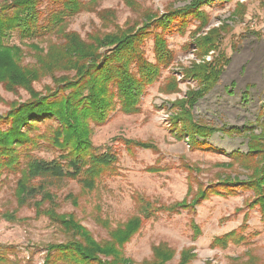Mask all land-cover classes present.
<instances>
[{
    "label": "rangeland",
    "instance_id": "rangeland-1",
    "mask_svg": "<svg viewBox=\"0 0 264 264\" xmlns=\"http://www.w3.org/2000/svg\"><path fill=\"white\" fill-rule=\"evenodd\" d=\"M5 1L0 0V6ZM192 1L132 0L133 7H128L122 0H81L85 8L66 20L65 32L75 33L87 41L91 35L125 31L128 27L140 29L145 15L161 17ZM204 2L200 8L204 20L188 16L183 31L177 32L172 27L164 33L173 62L146 88L137 114L128 116L116 110L103 126H92L91 140L97 152L116 153L115 172L103 176L91 192L81 191L76 181L67 179L47 184V190L56 199L55 212L73 216L98 242L108 240L112 230L137 216L143 201L151 209L162 208L144 220L138 233L123 247L125 258L133 264L150 261L153 248L159 244L174 252L167 264H178L184 249H192L195 254L189 264H264V222L259 207L250 208L254 199L252 191L238 188L233 196H211L193 211H166L184 199L190 202L198 189L229 179L247 181L260 160L254 156L232 159L234 153L243 157L248 152L250 133L258 136L264 131V91L252 89L254 86L241 80L234 81L228 66L232 60H242L243 47L264 36V0ZM236 4L239 9L235 11ZM42 10L40 23L45 25L51 8L42 6ZM148 26L146 32L150 33L144 39L142 50L145 58L153 63V34L160 29H155L152 22ZM211 30L219 33L215 40L217 50L201 58L195 41ZM5 42L20 46L22 65L33 67L36 62L31 44L46 51L48 45H60L63 39L60 34L52 33L20 43L17 33H12ZM226 59L229 62L223 66ZM202 61L218 63L223 72L218 82L197 99L191 115L196 123L223 131L213 133L207 140L197 137L200 146L190 148L187 136H175L178 111L174 104L199 89L198 83L184 77L183 71ZM239 74L242 79L243 70ZM61 75L56 73L55 77ZM173 82L176 90L171 92ZM32 88L44 96L54 89V84L51 77L45 76L34 82ZM28 98L24 90L11 93L0 86V116ZM0 127L6 129L1 123ZM43 130L41 125L37 132ZM124 140L152 144L154 148L129 150ZM33 156L49 161L57 153L42 147ZM18 179V174L6 172L0 179V255L6 258L4 264H45L48 246L70 241L72 236L62 232L47 217L36 214L33 203L40 197L18 206L15 197ZM68 196L75 198V205ZM48 209V203L41 207V210ZM192 224L200 234L196 235ZM233 231L245 240L229 242L226 247L213 246L215 238Z\"/></svg>",
    "mask_w": 264,
    "mask_h": 264
},
{
    "label": "trees",
    "instance_id": "trees-1",
    "mask_svg": "<svg viewBox=\"0 0 264 264\" xmlns=\"http://www.w3.org/2000/svg\"><path fill=\"white\" fill-rule=\"evenodd\" d=\"M122 1L128 7L134 5L132 0ZM204 3V0H193L188 6L161 17L149 13L140 29L128 27L125 31L118 29L115 33L91 35L87 41L75 33L65 32L66 20L84 10L81 0H6L0 6V86L11 93L24 90L29 96L0 116V123L6 126V129L0 127V179L5 172L18 174L15 190L18 206L40 197L33 203L36 214L47 217L62 232L72 236L70 241L48 246L45 264H133L125 258L123 247L138 233L144 220L162 208L151 209V205L143 201L137 216L112 230L108 240L98 242L73 216L55 212L56 199L47 190V184L67 179L76 181L81 191L91 192L103 176L115 172L117 155L109 150L97 152L91 140L92 126H103L116 110L128 116L137 114L146 88L158 80L162 69L172 65L173 54L168 50L164 33L172 27L177 32L183 31L188 16L204 20L200 11ZM42 6L51 8L45 25L40 23ZM236 9H239L237 4ZM151 22L155 23V29H160L153 34V63L145 58L142 50ZM12 33H17L20 43L58 33L63 43L48 45L46 51L31 44L36 63L33 67H24L21 47L5 42ZM218 34L217 30H211L197 38L195 42L201 58L217 50ZM228 62L226 59L223 66ZM183 72L184 77L198 83L199 89L174 104L178 111L174 122L175 136L184 134L189 139V147L194 148L200 146L197 137L207 140L213 133L223 131L196 123L191 115L197 99L218 82L223 68L214 61H202ZM56 73L63 75L57 78ZM45 76L51 77L54 89L43 96L33 90L32 84ZM175 90L173 82L171 92ZM177 124L181 126L178 128ZM41 125L44 130L38 133ZM249 137L248 152L243 157L232 154V159L250 156L260 159L247 181L229 179L198 189L190 202L184 199L166 211H193L211 196H233L238 188H242L252 191L254 199L250 208L258 206L264 222V131L258 136L250 133ZM124 144L129 150L132 147L154 148L152 144L131 140H124ZM42 147L50 148L57 156L49 161L37 159L33 152ZM68 199L75 205V198L68 196ZM44 203H48L50 209L41 210ZM191 227L196 235L200 234L197 226L192 224ZM244 240L233 231L215 238L212 244L226 247L229 242ZM173 256L172 249L159 244L153 248L151 260L144 264H167ZM194 258L192 249H184L179 254L178 264H189ZM5 262L6 258L0 255V264Z\"/></svg>",
    "mask_w": 264,
    "mask_h": 264
},
{
    "label": "crops",
    "instance_id": "crops-1",
    "mask_svg": "<svg viewBox=\"0 0 264 264\" xmlns=\"http://www.w3.org/2000/svg\"><path fill=\"white\" fill-rule=\"evenodd\" d=\"M242 60L236 59L228 66L229 76L234 81L241 80L252 89L264 91V36L255 40L254 44L243 47ZM236 56V55H235ZM243 70V78L240 72Z\"/></svg>",
    "mask_w": 264,
    "mask_h": 264
}]
</instances>
